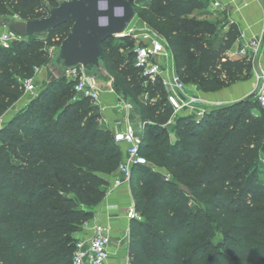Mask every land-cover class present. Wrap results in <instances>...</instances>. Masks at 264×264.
I'll return each instance as SVG.
<instances>
[{"label": "trees", "instance_id": "obj_1", "mask_svg": "<svg viewBox=\"0 0 264 264\" xmlns=\"http://www.w3.org/2000/svg\"><path fill=\"white\" fill-rule=\"evenodd\" d=\"M127 1L166 39L185 84L216 92L252 77L250 60L229 57L238 26L226 13L222 21L208 20L209 0ZM51 6L0 0V19H42ZM71 29L66 24L0 48V119L24 98L22 81L49 64L50 44L58 48ZM112 39L104 43V60L115 92L140 109V155L171 176L132 166L130 185L143 220L131 223V263L264 264V108L248 97L210 108L202 118L177 115L173 139V109L161 83H148L135 67V40L126 36L111 45ZM68 80L44 82L0 131V264H73L77 235L106 195V176L123 162L99 105L77 97ZM206 216L223 234L226 253L209 237Z\"/></svg>", "mask_w": 264, "mask_h": 264}, {"label": "built area", "instance_id": "obj_2", "mask_svg": "<svg viewBox=\"0 0 264 264\" xmlns=\"http://www.w3.org/2000/svg\"><path fill=\"white\" fill-rule=\"evenodd\" d=\"M46 2L58 5L61 1L71 2L72 0H45ZM219 3H215V8H220ZM13 19L21 20L15 16ZM129 36L135 40L133 53L135 55V67L139 69L148 83L160 82L163 86L168 103L173 109V118L182 113L196 115L199 118L204 117L207 109L201 107L202 100L197 96H190L186 93L188 85L177 74L173 54L169 48L166 39L155 29L144 23L141 27L131 28L124 37ZM21 38L14 33L5 30L0 36V45L3 48H9L15 41H21ZM239 41L242 46L237 52H229V57L234 59H248L250 55L257 56L260 52L262 39L247 38L244 33L239 34ZM57 47L49 49L51 57L55 55ZM251 61V60H250ZM44 68H36L40 72ZM67 78L74 82V91L77 97L89 98L100 105L103 89L101 80L92 79L85 75L82 69L68 71ZM257 82L255 98L264 108V71H258L254 74ZM26 95L38 93L33 78L22 81ZM116 96L115 110L125 119L124 126L114 132V139L117 144L127 146V156L119 168V173L123 181L130 183L131 169L133 165H147V160L140 155L142 145V136L136 134L135 129L129 122V114L134 110V104L112 91ZM173 120V119H172ZM172 120L169 124L172 123ZM118 185L121 181H118ZM131 220H143L140 213L135 209V204L128 213ZM91 225L90 233L81 234L76 242L73 254V264H106L109 259V246L111 238L106 226L99 223L95 217L84 226L88 229ZM126 264H132L127 256Z\"/></svg>", "mask_w": 264, "mask_h": 264}, {"label": "crops", "instance_id": "obj_3", "mask_svg": "<svg viewBox=\"0 0 264 264\" xmlns=\"http://www.w3.org/2000/svg\"><path fill=\"white\" fill-rule=\"evenodd\" d=\"M215 3L221 5L215 8ZM209 4L214 7L215 11L226 13L228 21L235 23L240 33H244L247 38L262 39V45L259 54L256 56L255 64H253L252 77L249 80L242 81L229 88L216 92H203L196 86L188 85L186 93L190 96L201 98L202 105L206 109L216 106L229 105L248 97H252L256 92L257 82L254 74L258 71H264V1L263 0H209ZM242 46L241 41H237L232 48V52H237ZM40 76L46 79L45 69L40 71ZM112 89L105 87L101 97L100 106L102 107L103 119L111 132H115L122 125L121 115L115 110L116 96L112 93ZM17 103V102H16ZM22 99L18 101V107H21ZM11 110V109H10ZM15 114L17 111H13ZM182 113L179 115H188ZM175 118L169 125L172 138L174 136ZM143 134V131H142ZM123 160L127 156V146L121 144ZM109 185L106 195L100 205L94 210L95 219L106 226L109 230L111 243L109 246V259L106 264H126L128 256V248L130 242V227L133 220L128 218V213L134 205V199L130 183L122 180L120 173L117 172L112 176H106ZM121 181V184H117ZM91 225L84 231L90 233Z\"/></svg>", "mask_w": 264, "mask_h": 264}, {"label": "water", "instance_id": "obj_4", "mask_svg": "<svg viewBox=\"0 0 264 264\" xmlns=\"http://www.w3.org/2000/svg\"><path fill=\"white\" fill-rule=\"evenodd\" d=\"M118 7L123 10L120 16L114 15ZM137 16L136 8L127 0L61 1L57 6H51L49 15L42 19L23 21L1 18L0 29L26 39L47 35L71 24L70 33L45 67L46 82L54 84L64 78L68 71L77 69H82L92 79L109 80L111 78L104 60V43L112 38L124 37ZM102 18H107L106 26L101 25ZM183 191L191 194L187 187H183Z\"/></svg>", "mask_w": 264, "mask_h": 264}, {"label": "rangeland", "instance_id": "obj_5", "mask_svg": "<svg viewBox=\"0 0 264 264\" xmlns=\"http://www.w3.org/2000/svg\"><path fill=\"white\" fill-rule=\"evenodd\" d=\"M207 12V15H206V17H207V19L208 20H215V19H218L219 21H222V20H224V16H223V13L222 12H220V11H215L214 10V7H212V5L211 4H209V6H208V11H206ZM145 22H143L141 19H140V17L139 16H137L136 18H135V20L133 21V23L131 24V26H130V28H129V30L131 29V28H135V27H141V26H143V24H144ZM6 29H0V36H1V34L5 31ZM129 30H128V32H129ZM43 36V35H42ZM44 40H46V37L44 36V37H42ZM53 42V41H52ZM117 42H118V38H113L112 39V41H111V45H115V44H117ZM51 46H50V49H53V48H55L56 47V45L53 43V44H50ZM11 46V45H10ZM0 48H2L1 47V45H0ZM4 49H9V48H4ZM122 54L123 55H125V56H127V54H128V51L127 50H124L123 52H122ZM250 60H251V62H252V65L253 64H255V60H256V56H253V55H250ZM254 66V65H253ZM254 69V68H253ZM252 72H253V70H252ZM31 78H33L34 79V82H35V85L37 86V88H38V92H39V90L41 89V86L43 85V83L44 82H46V79H43L42 78V76H40V72H34V74L32 75V77ZM102 82L100 83L101 84V87H102V89L104 90V88L105 87H107V88H110V89H112V90H114L115 91V89H114V86H113V84H112V82L111 81H107V80H101ZM67 83H70V80H68L67 82H66V84ZM71 90H73V87L71 86ZM117 93V92H116ZM37 94L38 93H36V94H29V95H26L25 94V96H24V98L22 99V104H21V107H19V108H17L18 107V102L17 103H15L12 107H11V110H9L7 113H6V115L2 118V119H0V131L1 130H3L4 128H6L8 125H9V122L13 119V117L16 115L14 112H12V110L13 111H19V110H21L22 108H24L34 97H36L37 96ZM118 94V93H117ZM253 94H255V92L253 93ZM119 95H121V94H119ZM251 98V97H250ZM254 99H256L255 97H253ZM132 102V101H131ZM99 108H100V112H101V123H102V125L106 128V129H108V126L106 125V123H105V121H104V117H103V111H102V107L99 105ZM207 108V107H206ZM207 110H209V108L207 109ZM118 113V112H117ZM119 114V113H118ZM129 122H130V124L133 126V128L135 129V131H136V134L138 135V136H142V131H143V121H142V118H141V114H140V109H139V107H137V106H134V110L129 114ZM126 122H125V119H121L120 120V124L122 125V127L124 126V124H125ZM170 129V128H169ZM109 130V129H108ZM170 131H171V129H170ZM0 138H2V139H4V137H3V135H0ZM3 144H5V143H3ZM147 165L149 166V167H152L154 170H156V172H159L160 174H162L164 177H166L167 179H171V176L168 174V172L166 171V170H164V169H162V168H158V167H156L153 163H150L149 161H147ZM121 176V175H120ZM90 209V208H89ZM95 210V209H94ZM205 219H207V221H205L204 220V222H207L208 224H210L209 226L210 227H213V231L209 234V237H211L212 238V241H213V243H214V245H215V247L217 248V250H219V251H221V252H223V253H226V247H227V245H226V242H225V238H224V236H223V234H221L220 232H219V230L217 229V226H216V224L213 222V220L211 219V218H207V216L205 217ZM84 231H85V229H84V227L81 229V232H79L78 233V235H77V239H78V237L81 235V234H83L84 233ZM230 261V258L229 257H227V261Z\"/></svg>", "mask_w": 264, "mask_h": 264}, {"label": "clouds", "instance_id": "obj_6", "mask_svg": "<svg viewBox=\"0 0 264 264\" xmlns=\"http://www.w3.org/2000/svg\"><path fill=\"white\" fill-rule=\"evenodd\" d=\"M104 8L106 9V4L104 5ZM123 14L122 8L118 7L117 9L114 10V15L120 16ZM102 26H106L107 24V18H102L100 21Z\"/></svg>", "mask_w": 264, "mask_h": 264}]
</instances>
